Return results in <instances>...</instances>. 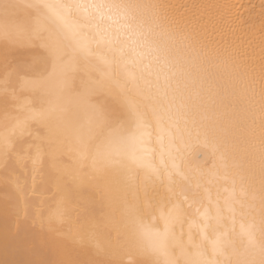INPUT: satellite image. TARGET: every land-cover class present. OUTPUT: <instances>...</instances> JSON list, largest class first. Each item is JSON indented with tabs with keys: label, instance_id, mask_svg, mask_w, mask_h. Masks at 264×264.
Here are the masks:
<instances>
[{
	"label": "snow or ice",
	"instance_id": "obj_1",
	"mask_svg": "<svg viewBox=\"0 0 264 264\" xmlns=\"http://www.w3.org/2000/svg\"><path fill=\"white\" fill-rule=\"evenodd\" d=\"M169 7L0 0L6 240L58 230L77 211L71 179L119 205L83 218L79 240L106 257L91 264H264V40L257 73L207 39L233 31L234 5L195 27Z\"/></svg>",
	"mask_w": 264,
	"mask_h": 264
},
{
	"label": "bare ground",
	"instance_id": "obj_2",
	"mask_svg": "<svg viewBox=\"0 0 264 264\" xmlns=\"http://www.w3.org/2000/svg\"><path fill=\"white\" fill-rule=\"evenodd\" d=\"M145 2L170 6L167 11L177 25L192 27L211 11L205 6L234 5L235 7L229 10L234 20L233 31L217 33L207 39L222 41L221 47H231L240 63L252 67L259 73L262 60L260 45L264 40V0H145ZM64 158L69 159L67 156ZM64 187L66 192L74 196L76 203L73 207L77 211L69 219L58 224V230L48 232L46 237L39 228L25 225L21 227L14 241L6 240L2 232L3 222L0 221V264H40V262L61 264L67 260L76 264H91L106 259L103 255H97L93 247L81 242L78 233L87 227L84 217H89V223H100L107 216L118 214L119 205L114 201H105L101 205L100 193L93 185L77 186L69 179ZM53 192H56L55 188ZM81 205L83 207H80ZM47 208L48 205L42 201L41 210ZM36 233H40L39 236H36ZM26 237L35 240L38 245L35 251H25L21 248L20 242Z\"/></svg>",
	"mask_w": 264,
	"mask_h": 264
}]
</instances>
